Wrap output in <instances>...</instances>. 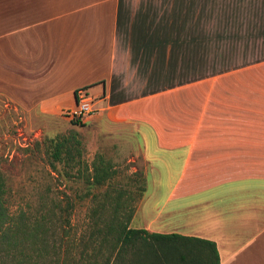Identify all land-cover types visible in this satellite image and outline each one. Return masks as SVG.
<instances>
[{"label": "crops", "instance_id": "0c3cea01", "mask_svg": "<svg viewBox=\"0 0 264 264\" xmlns=\"http://www.w3.org/2000/svg\"><path fill=\"white\" fill-rule=\"evenodd\" d=\"M6 1L0 93L61 115L83 90L82 123L137 142L148 165L130 226L264 264V0ZM148 147L178 173L169 189L148 191L163 170Z\"/></svg>", "mask_w": 264, "mask_h": 264}, {"label": "trees", "instance_id": "16d2710c", "mask_svg": "<svg viewBox=\"0 0 264 264\" xmlns=\"http://www.w3.org/2000/svg\"><path fill=\"white\" fill-rule=\"evenodd\" d=\"M71 121L82 123L80 118ZM79 144L74 136H59L43 145L52 167H78L87 188L75 198L67 192L43 194L36 208L28 204L11 211L0 170V264H219L210 240L131 227L145 180L136 193L123 188L113 181L110 163L97 155L87 164ZM84 198L90 204L78 226L75 199Z\"/></svg>", "mask_w": 264, "mask_h": 264}, {"label": "rangeland", "instance_id": "374dc122", "mask_svg": "<svg viewBox=\"0 0 264 264\" xmlns=\"http://www.w3.org/2000/svg\"><path fill=\"white\" fill-rule=\"evenodd\" d=\"M6 6L7 1L0 0V18L5 17L6 10L11 11ZM92 93L90 92L91 95ZM95 131L85 123H72L66 113L48 114L35 106L23 107L0 93V170L6 178L10 210L15 211L28 204L34 209L38 205L39 196L43 194L54 196L67 192L74 197L87 188L80 175H77V166L64 171L62 164H56L55 168L50 165V158L43 146L50 137L74 136L80 143L82 159L90 164L97 155H101L110 163L113 181L123 188L136 193L139 186L144 184L143 179L146 186L144 172L148 164L139 154L137 142L127 136L123 137L122 133L118 137L117 134L105 135ZM144 152L149 165L155 168L157 165L163 169H155L156 178H152L148 172V191L153 184L169 189L176 182L178 173L175 171L169 177L166 176L163 168L165 162L154 154L151 147ZM172 166L177 167L176 164ZM141 197L142 195L136 203ZM152 198L147 202L152 206L149 208L161 205L165 195L154 196V201L150 202ZM75 200L73 220L75 224L82 226L90 201L89 198Z\"/></svg>", "mask_w": 264, "mask_h": 264}, {"label": "built area", "instance_id": "2783aa9c", "mask_svg": "<svg viewBox=\"0 0 264 264\" xmlns=\"http://www.w3.org/2000/svg\"><path fill=\"white\" fill-rule=\"evenodd\" d=\"M76 95V106L66 112V116L71 120L75 118L82 119L84 116L93 114L95 112V109L92 106V100L88 98V96L83 90H78L76 92Z\"/></svg>", "mask_w": 264, "mask_h": 264}]
</instances>
